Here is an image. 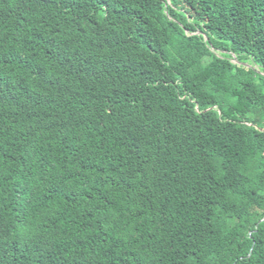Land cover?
I'll return each instance as SVG.
<instances>
[{"label":"trees","instance_id":"obj_1","mask_svg":"<svg viewBox=\"0 0 264 264\" xmlns=\"http://www.w3.org/2000/svg\"><path fill=\"white\" fill-rule=\"evenodd\" d=\"M0 264H264V0H0Z\"/></svg>","mask_w":264,"mask_h":264},{"label":"rangeland","instance_id":"obj_2","mask_svg":"<svg viewBox=\"0 0 264 264\" xmlns=\"http://www.w3.org/2000/svg\"><path fill=\"white\" fill-rule=\"evenodd\" d=\"M233 58H234V57H233ZM233 62H236V59H235V58L233 59ZM253 67H254V69H255L256 71H259V70H260L257 66H254V65H253Z\"/></svg>","mask_w":264,"mask_h":264}]
</instances>
